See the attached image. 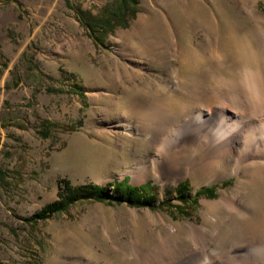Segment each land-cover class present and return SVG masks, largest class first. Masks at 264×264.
Wrapping results in <instances>:
<instances>
[{
  "label": "rangeland",
  "instance_id": "obj_1",
  "mask_svg": "<svg viewBox=\"0 0 264 264\" xmlns=\"http://www.w3.org/2000/svg\"><path fill=\"white\" fill-rule=\"evenodd\" d=\"M135 2L125 11L122 0L0 2V264H140L125 254L129 244L148 251L170 224L200 223L202 200L236 189L239 174L230 169L217 180L168 181L150 172L135 182L129 172L152 167L170 134L160 131L156 97L176 85L170 38L197 53L183 67V85L209 94V74L221 67L209 57L212 49L222 48L228 29L253 33L246 9L255 4L264 14V0ZM112 11L121 13L113 26H87L111 20ZM178 120L174 130L185 118ZM125 178L133 186L150 182L154 207L80 202L33 226L21 220L56 200L61 179L105 186ZM182 182L190 196L208 186L215 194L183 206L174 193ZM250 197L244 193L241 202L250 204ZM167 200L172 207H156Z\"/></svg>",
  "mask_w": 264,
  "mask_h": 264
},
{
  "label": "bare ground",
  "instance_id": "obj_2",
  "mask_svg": "<svg viewBox=\"0 0 264 264\" xmlns=\"http://www.w3.org/2000/svg\"><path fill=\"white\" fill-rule=\"evenodd\" d=\"M246 13L254 21V32L238 36L228 29L222 48L215 45L209 55L221 66L209 74V94L183 85V67L191 59L197 61V53L170 38L179 63L172 75L176 85L171 93L156 95L161 99L160 131L169 129L170 134L161 142L152 167L142 164L129 172L135 182L150 172L168 181L187 175L217 180L232 172L239 174L238 185L214 201L202 200L200 223L170 224L148 251L130 242L125 254L137 263L264 264V134H254L264 130V14L255 4ZM186 93L190 95L182 98ZM144 101L147 109L148 95ZM130 111L126 108L124 114ZM181 116L185 120L174 130ZM246 192L250 204L241 202Z\"/></svg>",
  "mask_w": 264,
  "mask_h": 264
},
{
  "label": "trees",
  "instance_id": "obj_3",
  "mask_svg": "<svg viewBox=\"0 0 264 264\" xmlns=\"http://www.w3.org/2000/svg\"><path fill=\"white\" fill-rule=\"evenodd\" d=\"M7 2L9 0H0V2ZM122 9L125 11L128 5L136 4L135 0H122ZM130 3V4H129ZM122 10V11H123ZM121 13L117 11L111 12V20L104 21L102 23H90L87 24L92 31L95 29H103L114 25L115 21H119ZM97 38V37H96ZM98 39V38H97ZM99 42V39L97 40ZM101 42V41H100ZM5 179V175L0 171V182ZM56 200L43 206L39 211L33 213L27 218H21L25 223L31 226L36 223L48 220L58 214L66 212L71 206L80 202H101L107 204L121 205L126 204L131 207H154L156 203L155 187L150 183L139 186H133L128 183V178L122 181H113L105 186H98L93 184L72 186L68 180L61 179L57 185ZM189 188L186 182L178 184L174 188L175 199L182 205L188 203H196L197 197L201 195H207L213 197L215 194V186H208L199 189L194 196L189 195ZM170 201H162L156 207L168 208L172 207Z\"/></svg>",
  "mask_w": 264,
  "mask_h": 264
}]
</instances>
